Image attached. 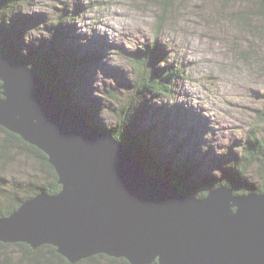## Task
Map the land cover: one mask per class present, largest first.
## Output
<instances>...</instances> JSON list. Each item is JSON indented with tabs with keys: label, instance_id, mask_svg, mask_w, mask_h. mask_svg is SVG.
Segmentation results:
<instances>
[{
	"label": "water",
	"instance_id": "95a60500",
	"mask_svg": "<svg viewBox=\"0 0 264 264\" xmlns=\"http://www.w3.org/2000/svg\"><path fill=\"white\" fill-rule=\"evenodd\" d=\"M0 83V126L43 152L61 186L0 218V242L52 245L71 263L105 255L128 264H264V192L179 193L66 107L36 71L0 54Z\"/></svg>",
	"mask_w": 264,
	"mask_h": 264
},
{
	"label": "rangeland",
	"instance_id": "374dc122",
	"mask_svg": "<svg viewBox=\"0 0 264 264\" xmlns=\"http://www.w3.org/2000/svg\"><path fill=\"white\" fill-rule=\"evenodd\" d=\"M62 1L24 0L21 13L47 16ZM162 1L70 0L72 7L80 3L82 11L67 26L65 48L101 54L99 61L84 69V85L72 83L73 89L82 100L98 105L94 121L115 125L118 119L109 112L114 107L104 106L110 101L109 92L128 96L137 72L130 54L154 48L151 57L161 54L165 61L160 64L180 67L183 76L171 81L172 98L158 94L145 102L153 105L139 122L159 124L156 134L167 151L181 158L192 154L200 167H214L212 163L220 157L239 152L250 129L264 127L257 112L264 110V18L249 17L247 25L242 23L237 16L247 8L242 0H169L166 11L161 10ZM163 13L159 28L158 17ZM38 33L47 35V30L31 26L26 37L35 40ZM68 85L69 81L62 82L63 87ZM177 113L180 129L174 124ZM170 167L175 169L173 164ZM40 169L38 162L25 155H14L8 162L0 159L1 185L5 189L9 179H31L27 177ZM159 171H165L164 166ZM195 178L186 182L198 184Z\"/></svg>",
	"mask_w": 264,
	"mask_h": 264
},
{
	"label": "trees",
	"instance_id": "16d2710c",
	"mask_svg": "<svg viewBox=\"0 0 264 264\" xmlns=\"http://www.w3.org/2000/svg\"><path fill=\"white\" fill-rule=\"evenodd\" d=\"M242 1L247 4V8L244 9L246 11L237 15L242 23L247 25L249 17L264 18V0ZM24 3V0H0V54L14 64H22L36 71L46 86L54 91L66 107L75 111L97 131L119 141L141 161L149 173L171 181L178 187L179 193L190 194L196 198L204 197L209 191L219 187L230 189L236 196L264 192V127L256 126L250 129L239 144V152L234 155L225 154L212 163L214 167L206 169L204 167L207 165L200 167L192 154H183L184 158H181L175 151H167L161 142V136L156 134L159 124L153 122L146 125L144 121L140 123L139 119L152 108L153 104L145 103L146 101L157 99L158 94L167 99L173 97L171 81L182 77L183 74L180 67L160 64L165 61L161 54L151 57L154 48H149V52L137 50L130 54L131 60L136 63L134 66H137V72L131 84L132 87L128 90L129 95H116L111 92L108 94L110 101L104 103V106L114 107L109 112L117 117V123L115 125L97 123L94 118L95 115L98 116V105L90 104L78 97L72 83L84 85V79H87L83 73L84 69L99 61L101 54H97L98 51L94 50L80 53L73 50L74 47L65 48L68 39L67 26L82 11L81 4L75 3L76 6L72 7V4H69L70 0H63L61 7L46 16L45 14H22L21 6ZM168 5L169 0H163L161 10L166 11ZM249 8L251 11L247 10ZM160 17H158L159 28L164 23L165 13ZM41 25L47 30V35L38 33L35 40H31L29 35L26 37L28 28L32 26L36 29ZM66 80L70 82V85L63 87L62 82ZM83 89L86 90L85 87ZM81 97L84 96L81 94ZM122 100L124 101L121 103ZM160 112L158 111V114ZM257 112L264 123V110ZM174 118L175 126L180 129L182 121L179 113ZM179 147L178 149L182 148L181 145ZM13 151V156L25 155L38 162L41 169L27 177L31 179L20 181L9 179L10 184L5 189L0 182V218L8 217L21 203L39 192L53 195L61 189L56 172L48 164L46 155L24 142L17 134L0 126V159L8 162L13 157ZM172 164L175 169L170 167ZM161 166H164L165 171H159ZM194 175L200 180L195 178L199 183H194L192 186L187 182H190ZM85 262L128 264L123 258L115 259L105 255H96L71 263L57 253L52 245L32 248L24 242H0V264H81ZM152 264L158 263L155 261Z\"/></svg>",
	"mask_w": 264,
	"mask_h": 264
}]
</instances>
